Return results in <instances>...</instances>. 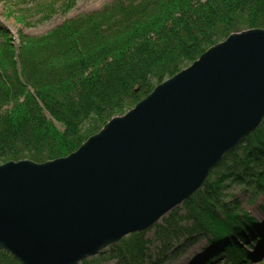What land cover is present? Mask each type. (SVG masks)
I'll list each match as a JSON object with an SVG mask.
<instances>
[{
	"label": "trees",
	"instance_id": "16d2710c",
	"mask_svg": "<svg viewBox=\"0 0 264 264\" xmlns=\"http://www.w3.org/2000/svg\"><path fill=\"white\" fill-rule=\"evenodd\" d=\"M35 3L31 10L44 23L68 14L77 0ZM19 5L23 15L17 21L30 18V9ZM253 29L264 30V0H118L40 37L21 35L18 49L11 35L0 30V164L44 163L70 155L208 49ZM230 182L264 189V122L184 203L185 216L176 209L155 226L152 241L145 233L133 234L82 264H153V258L161 264L180 257L196 237L211 236L217 245L233 233L243 246L256 243L238 207L220 199ZM219 214L236 227L224 229ZM243 215L255 232L254 220ZM174 241L182 243L175 247ZM219 255L229 264L249 262L235 241L224 244ZM0 264L20 263L0 251Z\"/></svg>",
	"mask_w": 264,
	"mask_h": 264
},
{
	"label": "water",
	"instance_id": "95a60500",
	"mask_svg": "<svg viewBox=\"0 0 264 264\" xmlns=\"http://www.w3.org/2000/svg\"><path fill=\"white\" fill-rule=\"evenodd\" d=\"M264 120V30L231 35L68 157L0 165V250L79 264L197 192Z\"/></svg>",
	"mask_w": 264,
	"mask_h": 264
},
{
	"label": "rangeland",
	"instance_id": "374dc122",
	"mask_svg": "<svg viewBox=\"0 0 264 264\" xmlns=\"http://www.w3.org/2000/svg\"><path fill=\"white\" fill-rule=\"evenodd\" d=\"M35 1L40 2L41 0H0V30L7 31L12 39L14 40L15 48H19L20 37L21 35H25L27 37H40L45 35L49 31L54 28L60 26L66 21L75 19L77 17L88 15L93 12H99L104 9L106 6L111 5L112 3L118 0H77L76 6L66 15H54L52 18L47 20L46 22H41V15L37 13L36 10H31L34 5H37ZM19 2L23 6V8L30 9V18L23 16L21 21H17V18H21L23 13H20L21 8H16L19 5ZM10 3L18 4L15 6V9L9 7ZM26 3V4H22ZM35 8V6H34ZM37 13V14H36ZM28 16V15H27ZM3 43V38L0 36V44ZM226 190L221 191L220 199L226 200V203H234V207H238L237 215L241 220L244 219L243 215L240 211L246 213V216H250L252 218H256L258 222L264 224V189L262 190H254V189H246L245 187L234 186L232 182L227 183L225 185ZM263 207V211L261 208ZM180 215L179 217L185 216L186 210L181 205L179 207ZM221 217L225 228H231V220L226 219L222 214H219ZM166 218V217H164ZM163 218V219H164ZM247 222V218H245ZM186 222L183 221L181 224L184 225ZM146 239L153 240L155 234V228H152L145 232ZM229 235L225 240V243L229 242ZM257 238V237H256ZM181 239V238H180ZM182 240V239H181ZM196 244L186 250L180 257L177 259H173L172 256L170 260L161 263V264H229L230 260L225 257L218 256L212 246L208 245L207 238H198L196 237ZM260 244H253L252 241L248 242L247 252L249 254V258L247 259L248 264H264V241L261 240ZM174 246L178 247L182 242L174 241ZM239 246H243L240 241H236ZM156 246V245H155ZM244 247V246H243ZM177 249V248H176ZM173 249V250H176ZM214 250V251H212ZM205 257H208L207 261H203ZM95 259L97 257H94ZM90 260H93L91 258ZM156 259H152V263L154 264ZM83 263V262H82ZM81 263V264H82ZM101 264H115L109 261H103Z\"/></svg>",
	"mask_w": 264,
	"mask_h": 264
}]
</instances>
